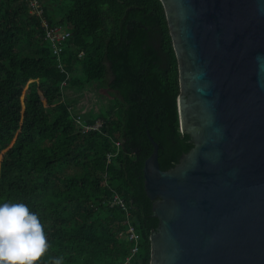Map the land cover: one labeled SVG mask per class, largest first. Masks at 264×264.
<instances>
[{
  "label": "trees",
  "instance_id": "16d2710c",
  "mask_svg": "<svg viewBox=\"0 0 264 264\" xmlns=\"http://www.w3.org/2000/svg\"><path fill=\"white\" fill-rule=\"evenodd\" d=\"M39 2L42 16L28 0H0V203L38 214L49 244L40 264H121L132 243L125 212L108 202L121 194L139 237L129 264H149L158 220L144 191L147 133L164 170L192 147L179 128L177 60L162 2ZM41 19L71 32L63 70ZM93 82L113 102L95 116L73 112L65 92Z\"/></svg>",
  "mask_w": 264,
  "mask_h": 264
},
{
  "label": "water",
  "instance_id": "95a60500",
  "mask_svg": "<svg viewBox=\"0 0 264 264\" xmlns=\"http://www.w3.org/2000/svg\"><path fill=\"white\" fill-rule=\"evenodd\" d=\"M192 147L143 165L149 264H264V0H160Z\"/></svg>",
  "mask_w": 264,
  "mask_h": 264
},
{
  "label": "clouds",
  "instance_id": "9594fccd",
  "mask_svg": "<svg viewBox=\"0 0 264 264\" xmlns=\"http://www.w3.org/2000/svg\"><path fill=\"white\" fill-rule=\"evenodd\" d=\"M48 247L37 213L22 202L0 203V264H40ZM52 264H62V258Z\"/></svg>",
  "mask_w": 264,
  "mask_h": 264
},
{
  "label": "built area",
  "instance_id": "2783aa9c",
  "mask_svg": "<svg viewBox=\"0 0 264 264\" xmlns=\"http://www.w3.org/2000/svg\"><path fill=\"white\" fill-rule=\"evenodd\" d=\"M30 12L32 14L42 16V8L39 0H28ZM41 24L43 28L45 29L44 39L48 41L50 44V48L52 50V53L57 57L58 67L63 70L62 64L60 62V54L62 52V49L64 47V44L66 41L70 38L71 32L66 27H61L59 25H48V23L45 21V19H41ZM82 53H79V56H81ZM100 125V122L97 121L92 127H85V129L93 128L96 129ZM104 178L106 175L103 176ZM109 205L119 206L124 212H125V220L123 223L127 225V229L124 232L126 235V238L131 241V247H130V253L125 257L123 263L121 264H129L131 262L132 256L137 252L138 250V234L135 232L134 227L131 225L130 221V211H129V204L126 203V200L123 195L114 193L113 196L109 199ZM122 233H119L121 235Z\"/></svg>",
  "mask_w": 264,
  "mask_h": 264
},
{
  "label": "rangeland",
  "instance_id": "374dc122",
  "mask_svg": "<svg viewBox=\"0 0 264 264\" xmlns=\"http://www.w3.org/2000/svg\"><path fill=\"white\" fill-rule=\"evenodd\" d=\"M64 95L67 100L75 102L73 112L89 113L94 116L98 114L99 107L102 104L113 102V98L108 95L107 89L97 82L91 83L86 88L69 89Z\"/></svg>",
  "mask_w": 264,
  "mask_h": 264
}]
</instances>
